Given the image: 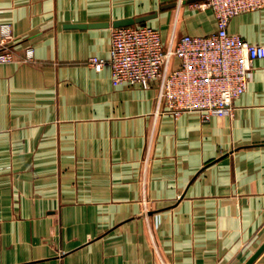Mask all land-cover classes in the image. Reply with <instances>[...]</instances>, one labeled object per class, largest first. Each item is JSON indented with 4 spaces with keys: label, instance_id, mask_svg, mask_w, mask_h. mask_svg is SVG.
<instances>
[{
    "label": "crops",
    "instance_id": "0c3cea01",
    "mask_svg": "<svg viewBox=\"0 0 264 264\" xmlns=\"http://www.w3.org/2000/svg\"><path fill=\"white\" fill-rule=\"evenodd\" d=\"M200 1L0 0L36 55L0 64V264H243L264 241V58L233 115L208 120L158 115L155 87L85 64L119 19L216 31ZM93 23L110 26L69 28ZM229 31L264 44V8Z\"/></svg>",
    "mask_w": 264,
    "mask_h": 264
},
{
    "label": "built area",
    "instance_id": "2783aa9c",
    "mask_svg": "<svg viewBox=\"0 0 264 264\" xmlns=\"http://www.w3.org/2000/svg\"><path fill=\"white\" fill-rule=\"evenodd\" d=\"M196 7L213 11L216 31L164 39L159 28L147 24L112 27L108 57H90L85 64L96 70L108 67L114 87H155L158 115L232 116L255 61L264 58V44L231 33L229 25L239 14L264 8V0H202ZM18 48L11 25L0 24V64L35 62L33 47L21 55Z\"/></svg>",
    "mask_w": 264,
    "mask_h": 264
},
{
    "label": "water",
    "instance_id": "95a60500",
    "mask_svg": "<svg viewBox=\"0 0 264 264\" xmlns=\"http://www.w3.org/2000/svg\"><path fill=\"white\" fill-rule=\"evenodd\" d=\"M149 18H151V15L137 17V18H125V19H119L117 21H114L112 26L114 28L117 27H124V26H130L135 24H144ZM109 23H93V24H72L69 25V28H93V27H109ZM264 253V241L257 247V249L250 255V257L243 263V264H253L262 254Z\"/></svg>",
    "mask_w": 264,
    "mask_h": 264
}]
</instances>
